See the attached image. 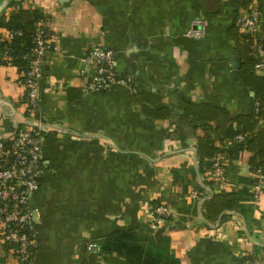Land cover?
I'll list each match as a JSON object with an SVG mask.
<instances>
[{
  "label": "crops",
  "instance_id": "crops-1",
  "mask_svg": "<svg viewBox=\"0 0 264 264\" xmlns=\"http://www.w3.org/2000/svg\"><path fill=\"white\" fill-rule=\"evenodd\" d=\"M17 0H0V140L27 120L24 73L4 53L10 31L1 25ZM238 0H23V9L45 13L44 24L59 49L46 54L39 81V111L47 127L43 154L46 171L29 202L39 230L37 264H128L116 253H87L90 239H103L136 222L138 232L171 238V251L182 264H264V195L246 199L227 212L222 224H209L177 174L198 186L200 202L213 196L205 183L211 166L202 168L200 138L211 132L227 154L228 192L252 191L253 152L246 140L229 137L231 128L255 107L256 92L243 68L245 45L233 26ZM241 2V1H240ZM262 11L264 0H253ZM208 22L205 36L180 44L193 20ZM103 45L116 56V70L156 95L171 115L146 116L132 102V92L118 84L85 94L90 47ZM8 55V54H7ZM263 57V58H262ZM258 58L264 59V56ZM257 76L264 70L255 67ZM183 101L222 109L212 128L192 123ZM198 106V107H197ZM244 130V129H243ZM248 135H250L248 133ZM202 168V169H201ZM203 170V171H202ZM172 203V220L150 227L154 201ZM0 233V253L18 264L13 248Z\"/></svg>",
  "mask_w": 264,
  "mask_h": 264
},
{
  "label": "built area",
  "instance_id": "built-area-1",
  "mask_svg": "<svg viewBox=\"0 0 264 264\" xmlns=\"http://www.w3.org/2000/svg\"><path fill=\"white\" fill-rule=\"evenodd\" d=\"M238 1L248 4L241 9L236 25L242 33L253 38L255 56H264V49L259 44L263 32L262 11L253 0ZM207 26V20L195 19L185 36L201 39L205 36ZM19 35H21L19 31H10L8 38L11 40ZM56 39L44 22L37 25L34 46L25 56L28 69L23 79L26 90L25 102L31 115L26 116L27 120L18 125L13 136L0 140V233L3 242L12 246L18 264H37L39 230L35 212L30 208L29 202L40 188L41 179L46 171L43 142L46 133L52 128L46 126L39 111V81L43 75L47 52L59 49ZM5 54L9 56L8 50ZM115 58L114 51L108 47L98 44L90 47L84 60L90 69L81 71L88 79L83 88L85 94L109 90L118 84L127 86L132 93L138 90L130 77L117 72ZM256 68L264 70V59H260ZM238 138L245 140V135L240 134ZM227 159L225 152H218L212 159V179L220 191H227L229 187V179L225 172ZM253 173L255 179L252 187L253 201L258 202L264 195V169L259 168ZM190 196L202 204L198 190H191ZM173 215L174 210L167 203L152 207L151 229L158 230L165 226ZM87 250L89 253L102 254L97 242H90Z\"/></svg>",
  "mask_w": 264,
  "mask_h": 264
},
{
  "label": "trees",
  "instance_id": "trees-1",
  "mask_svg": "<svg viewBox=\"0 0 264 264\" xmlns=\"http://www.w3.org/2000/svg\"><path fill=\"white\" fill-rule=\"evenodd\" d=\"M23 0H17L14 2L15 8L11 11L7 19L1 22L3 27H6L9 31H19L21 35L15 36L11 40L5 41L4 53L8 50L10 56L14 58V64L19 65L23 71L28 69V61L25 58L34 46V35L37 29V25L40 22H44L46 16L45 13L39 9H23L21 5ZM240 7L245 8L248 2H236ZM238 11L237 18L240 15ZM237 22V21H236ZM233 26L234 31H237V35L245 45V60L243 68L245 69L249 86L256 92V105L253 112L250 115L243 116L237 123L243 127L242 130H234L231 128L229 131V137H235L236 133L245 135V144L241 146L249 151L253 152V156L250 158V165L252 172H255L259 168L264 169V76H257L255 73V67L260 62V58L256 57L253 53V38L248 34L241 32L240 28L236 25ZM192 39V38H191ZM180 44H193L189 37L182 36L178 39ZM259 44L264 49V27L262 35L259 38ZM132 102L141 106L142 112L151 117L157 119H167L171 115L170 110L165 107H159L156 104H151V100L157 103L160 97L156 95L146 96V91L138 88L136 92L132 93ZM259 104V105H258ZM183 112L187 119L192 123H200V126L207 129L212 128V121L222 114H227L225 110L216 108L209 109L208 105L202 104L196 110V106L188 101H183ZM31 113L28 111L27 117ZM248 133L250 135H248ZM211 132H207L205 136L200 138V144L198 148V157L200 159L201 167L211 166L212 159L218 152H225L224 148H219L214 144ZM201 168V169H202ZM203 171V170H202ZM179 181L184 186V194L189 192V183H183L184 179L181 174H177ZM205 183L213 188L214 194L211 198L206 199L201 204V214L203 218L209 224H222L228 217L227 212L236 209L238 203L244 198L253 200V192L249 190H239L236 192L220 191L214 185V180L204 179ZM255 179L252 184L254 185ZM252 185V187H253ZM196 190H202L200 186L195 188ZM245 196V197H244ZM244 197V198H243ZM161 201H154L152 207L160 205ZM172 207V203H167ZM198 201H195V210L198 213ZM173 218V217H172ZM172 218L169 219L172 220ZM136 227H140L137 222L129 228H117L113 232L107 234L103 239H90L85 244L86 252L90 242H97L101 248L102 253H116L122 257L128 264H182L180 258H178L171 251V238L168 236H161L158 232L157 238L150 235H144L138 232ZM162 228V227H161ZM12 248V246L10 245ZM13 250V249H12ZM90 254V253H89ZM0 264H7V257L0 253Z\"/></svg>",
  "mask_w": 264,
  "mask_h": 264
}]
</instances>
